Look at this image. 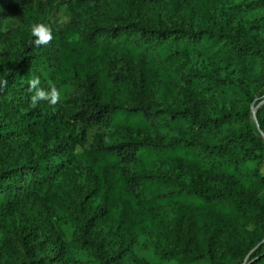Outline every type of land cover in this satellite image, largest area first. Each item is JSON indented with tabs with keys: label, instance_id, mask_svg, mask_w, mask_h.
<instances>
[{
	"label": "trees",
	"instance_id": "16d2710c",
	"mask_svg": "<svg viewBox=\"0 0 264 264\" xmlns=\"http://www.w3.org/2000/svg\"><path fill=\"white\" fill-rule=\"evenodd\" d=\"M0 49V264H264V0H0Z\"/></svg>",
	"mask_w": 264,
	"mask_h": 264
},
{
	"label": "rangeland",
	"instance_id": "374dc122",
	"mask_svg": "<svg viewBox=\"0 0 264 264\" xmlns=\"http://www.w3.org/2000/svg\"><path fill=\"white\" fill-rule=\"evenodd\" d=\"M140 12H141L142 17L146 21H150L155 16V10H154V8H152L148 4L142 5L140 7ZM51 19L55 23V25H60L64 21L68 20V16H65L62 12H55V13L52 14ZM21 23H22V21L19 18H15V17L8 18L4 22V28L5 29H8V28H11V27L19 26ZM0 54H1V49H0ZM59 89H61L63 92H65V91L69 90V86L68 85H65V86H62ZM49 108H51V107L49 106ZM56 109H57V106H56ZM251 119L252 120L255 119V114L254 113H252ZM253 128H254L255 133L260 137V139L264 143V131H261L259 129L257 123L253 124ZM97 129L98 128H95V130H97ZM79 150H81V149H79ZM260 170H261L262 173H264V162L261 165ZM5 236H6V234L3 231L0 230V242H2V240L5 238ZM144 240H145V236H141L139 238V243L136 244V247L135 248H136V251H137V253L139 255H143V256L147 257L150 260V264H173L174 263V260L173 259L172 260L161 259V258H159L154 253V251L152 249H145L143 247V245H142V243H143ZM11 247L14 249L13 250L14 253L15 254H18L19 248L16 247V246H14V245H12V244H11ZM200 262L202 264H209L208 258L201 259ZM67 264H77V263L69 262ZM237 264H240V263H237Z\"/></svg>",
	"mask_w": 264,
	"mask_h": 264
},
{
	"label": "clouds",
	"instance_id": "9594fccd",
	"mask_svg": "<svg viewBox=\"0 0 264 264\" xmlns=\"http://www.w3.org/2000/svg\"><path fill=\"white\" fill-rule=\"evenodd\" d=\"M31 35L35 38L33 43L37 47L46 46L53 39L50 27L43 23L32 25ZM6 85V79L0 80V87H6ZM28 90L31 93L29 97L30 107L35 108L41 101H45L53 111L56 110V106L65 95L55 84H50L47 90L41 88L39 77H33L28 81Z\"/></svg>",
	"mask_w": 264,
	"mask_h": 264
}]
</instances>
